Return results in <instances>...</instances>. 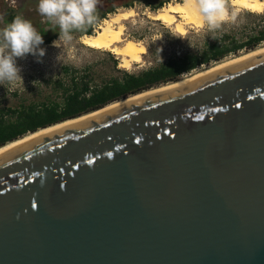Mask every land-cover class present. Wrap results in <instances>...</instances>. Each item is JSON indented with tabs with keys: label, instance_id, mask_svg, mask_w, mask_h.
<instances>
[{
	"label": "water",
	"instance_id": "1",
	"mask_svg": "<svg viewBox=\"0 0 264 264\" xmlns=\"http://www.w3.org/2000/svg\"><path fill=\"white\" fill-rule=\"evenodd\" d=\"M0 264H264V51L0 151Z\"/></svg>",
	"mask_w": 264,
	"mask_h": 264
},
{
	"label": "rangeland",
	"instance_id": "2",
	"mask_svg": "<svg viewBox=\"0 0 264 264\" xmlns=\"http://www.w3.org/2000/svg\"><path fill=\"white\" fill-rule=\"evenodd\" d=\"M129 1L133 2L139 15L126 23L127 33L131 37L143 40L148 48L142 63H135L131 68H122L116 55L82 44L79 32L74 33L73 42L65 48V59L57 62L56 57L61 50L52 45V41L58 38L56 36L50 43L44 42L42 45L47 49L42 62H37L30 54L26 58H18L17 63L22 67L24 83L11 85L6 81H0V108L18 107L31 103L62 102L65 88L72 83V76L80 80L82 76L88 75L92 85L101 84L111 78L121 76L124 72L140 73L157 67L175 56L202 52L208 45L219 39L226 38L227 43L233 40L245 41L257 35L264 28V13L239 11L235 21H225L219 29L209 31L203 27L191 29L187 34L181 35L172 28L165 27L161 22L148 18L145 14L148 10H154L151 4L158 3L160 0H98L97 9ZM37 4L38 0H0V29L4 28L14 15H22L29 19L36 28H39L41 23L48 29L51 24L39 14ZM123 7L118 6L115 11ZM112 13H108L95 25V28ZM262 45L264 46V41L254 48H244L235 54H230L220 61L200 65L193 71L182 74L179 80ZM162 46L163 63L157 57V50ZM66 67L70 68L69 73ZM59 82H62L64 86H61Z\"/></svg>",
	"mask_w": 264,
	"mask_h": 264
},
{
	"label": "trees",
	"instance_id": "3",
	"mask_svg": "<svg viewBox=\"0 0 264 264\" xmlns=\"http://www.w3.org/2000/svg\"><path fill=\"white\" fill-rule=\"evenodd\" d=\"M171 0H160L151 4L154 10L159 9ZM133 6V2L116 3L109 7L98 8L99 22L118 6ZM15 15L12 17L14 18ZM54 31L59 29L54 28ZM52 31L45 42L52 41L58 33ZM44 35L49 31L41 27ZM94 26L88 28L83 34L94 33ZM227 37V36H226ZM264 41V28L245 41L226 42L219 39L211 43L202 52L188 53L170 58L163 64L144 70L140 73L124 72L121 76L111 78L101 84L92 85L88 75L80 80L72 76L71 85L65 88L62 102H43L41 104H22L18 107L0 108V146L21 138L28 133L51 126L73 117L91 112L112 102L121 100L145 90L158 87L180 79L181 75L214 61H220L230 54H235L244 48H254ZM69 67L66 70L69 73ZM64 86L62 82H59Z\"/></svg>",
	"mask_w": 264,
	"mask_h": 264
},
{
	"label": "clouds",
	"instance_id": "4",
	"mask_svg": "<svg viewBox=\"0 0 264 264\" xmlns=\"http://www.w3.org/2000/svg\"><path fill=\"white\" fill-rule=\"evenodd\" d=\"M97 4L98 0H38L39 14L53 26L49 29H59L54 31L58 38L52 41V45L61 50L56 57L57 62L65 59L64 50L73 42L74 33L86 32L99 23ZM184 7L195 16L201 27L209 31L219 29L225 21H235L239 14V8L232 6L230 10L226 0H184ZM42 45V32L29 19L16 15L0 29V81L11 85L23 82L18 58H26L30 54L37 62H42L47 52ZM162 52L163 46L157 50V57L163 63Z\"/></svg>",
	"mask_w": 264,
	"mask_h": 264
},
{
	"label": "bare ground",
	"instance_id": "5",
	"mask_svg": "<svg viewBox=\"0 0 264 264\" xmlns=\"http://www.w3.org/2000/svg\"><path fill=\"white\" fill-rule=\"evenodd\" d=\"M226 3L229 5L230 10L232 6H236L239 8V11H250L258 14L264 13V0H228V2ZM145 14L148 18L154 21L161 22L165 27L172 28L175 32L181 35L187 34L191 29L203 28L200 26L195 16L190 14L189 11L185 9L184 0L169 1L159 9L148 10L145 12ZM138 15V9L134 6L123 7L121 9H118L112 14H110L107 18H105L103 22L95 28L94 33L81 35L80 41L82 44L90 48L111 52L112 54L116 55V57L120 60V67L131 68L135 63H142L144 59V54H146L148 51L147 45L143 40L131 37L127 33L128 27L126 23ZM261 51H264L263 45L246 53L240 54L236 57L223 60L199 72L190 74L189 76H186L179 81H174L157 88L145 90L143 92L131 95L127 98L112 102L101 109H97L95 111L85 113L84 115H81L79 117L67 119L51 126L41 128L35 132L28 133L27 135L21 138H18L3 146H0V151L17 145L19 143L25 142L27 140H30L40 134L51 131L68 123L88 117L92 114H95L108 107H112L121 102L130 100L137 96L167 89L175 85L184 83L213 69L241 60Z\"/></svg>",
	"mask_w": 264,
	"mask_h": 264
},
{
	"label": "flooded vegetation",
	"instance_id": "6",
	"mask_svg": "<svg viewBox=\"0 0 264 264\" xmlns=\"http://www.w3.org/2000/svg\"><path fill=\"white\" fill-rule=\"evenodd\" d=\"M41 27H44L43 25H41V23L39 24V28H37V30L38 31H40L41 32ZM50 27H53L52 25H49V28ZM48 28V29H49ZM44 29L45 30H48V29H46V27H44ZM58 29V28H57ZM51 29H49L48 31H49V35H44V42H45V40L51 35L50 33L52 32V30L50 31ZM51 42V41H50ZM50 42H47V43H50Z\"/></svg>",
	"mask_w": 264,
	"mask_h": 264
},
{
	"label": "built area",
	"instance_id": "7",
	"mask_svg": "<svg viewBox=\"0 0 264 264\" xmlns=\"http://www.w3.org/2000/svg\"><path fill=\"white\" fill-rule=\"evenodd\" d=\"M94 29H95V26H94Z\"/></svg>",
	"mask_w": 264,
	"mask_h": 264
}]
</instances>
